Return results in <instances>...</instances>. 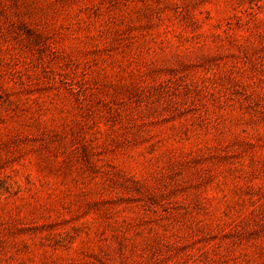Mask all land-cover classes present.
<instances>
[{
    "label": "rangeland",
    "instance_id": "374dc122",
    "mask_svg": "<svg viewBox=\"0 0 264 264\" xmlns=\"http://www.w3.org/2000/svg\"><path fill=\"white\" fill-rule=\"evenodd\" d=\"M0 264H264V0H0Z\"/></svg>",
    "mask_w": 264,
    "mask_h": 264
}]
</instances>
